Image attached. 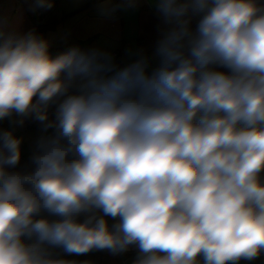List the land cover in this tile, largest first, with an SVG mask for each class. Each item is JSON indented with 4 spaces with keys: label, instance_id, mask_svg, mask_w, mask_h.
Here are the masks:
<instances>
[{
    "label": "clouds",
    "instance_id": "clouds-1",
    "mask_svg": "<svg viewBox=\"0 0 264 264\" xmlns=\"http://www.w3.org/2000/svg\"><path fill=\"white\" fill-rule=\"evenodd\" d=\"M150 3L162 36L123 66L95 47L53 55L0 17V120L41 131L19 170L23 138L0 131V264H90L56 249L135 247L133 264L264 255V0Z\"/></svg>",
    "mask_w": 264,
    "mask_h": 264
},
{
    "label": "crops",
    "instance_id": "crops-1",
    "mask_svg": "<svg viewBox=\"0 0 264 264\" xmlns=\"http://www.w3.org/2000/svg\"><path fill=\"white\" fill-rule=\"evenodd\" d=\"M101 3L102 0H54V6L46 10L41 19L36 17V11L31 10L32 0H0V17L5 18L8 25L21 34L34 30V24L41 20L35 32L50 41L53 55L79 46L82 49L100 48L110 53L121 48V66L135 59L137 52L151 58L162 36V24L150 0H136L134 7H124L114 15L102 14ZM192 26L195 27V21ZM32 122L34 126L28 128L26 122L23 126H17L10 119L0 120V131L12 130L15 136L23 138L22 157L17 170L29 163L35 142L41 135L38 122ZM112 223L114 221L109 218V224ZM56 250L64 255V259L89 261L90 264H133L137 255L135 247L119 255L105 250L77 256ZM240 264L264 262L257 259L241 261Z\"/></svg>",
    "mask_w": 264,
    "mask_h": 264
},
{
    "label": "built area",
    "instance_id": "built-area-1",
    "mask_svg": "<svg viewBox=\"0 0 264 264\" xmlns=\"http://www.w3.org/2000/svg\"><path fill=\"white\" fill-rule=\"evenodd\" d=\"M45 10L43 9H38L35 13L36 17L37 18H43L44 14H45ZM41 24V20L40 21H37L35 24H34V30H37V28L40 26ZM112 55L114 56L115 58V61L116 63H118L119 65H122L123 64V60L121 58V48H117L116 50L113 51ZM262 262H264V255H261L260 258H259Z\"/></svg>",
    "mask_w": 264,
    "mask_h": 264
},
{
    "label": "water",
    "instance_id": "water-1",
    "mask_svg": "<svg viewBox=\"0 0 264 264\" xmlns=\"http://www.w3.org/2000/svg\"><path fill=\"white\" fill-rule=\"evenodd\" d=\"M26 123H27L28 128H32L34 126L32 120H30V119L27 120Z\"/></svg>",
    "mask_w": 264,
    "mask_h": 264
},
{
    "label": "trees",
    "instance_id": "trees-1",
    "mask_svg": "<svg viewBox=\"0 0 264 264\" xmlns=\"http://www.w3.org/2000/svg\"><path fill=\"white\" fill-rule=\"evenodd\" d=\"M95 1H98V0H95ZM54 251H55V254H57L58 256L64 257V255L60 251L58 250H54Z\"/></svg>",
    "mask_w": 264,
    "mask_h": 264
}]
</instances>
